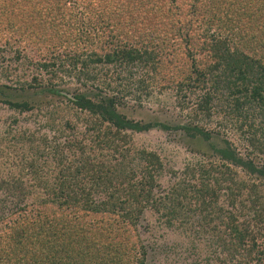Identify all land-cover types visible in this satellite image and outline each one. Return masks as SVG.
Wrapping results in <instances>:
<instances>
[{
  "label": "trees",
  "instance_id": "obj_1",
  "mask_svg": "<svg viewBox=\"0 0 264 264\" xmlns=\"http://www.w3.org/2000/svg\"><path fill=\"white\" fill-rule=\"evenodd\" d=\"M74 1L90 28L77 24ZM74 1L0 0V63H10L0 75L16 76L14 90L43 87L72 105L43 115L40 131H5L13 151H29L18 160L30 178L0 179V223L12 220L0 236V264H145L139 227L148 205L169 223L189 221L216 264H264V165L196 120L202 112L245 125L251 140L264 135V0ZM65 75L86 90L62 94L55 85ZM145 75L168 79L178 94L188 88L195 118L169 125L128 116L126 99L140 102L134 94ZM0 100L18 112L13 122L34 108ZM152 128L183 130L208 160L171 171L164 187L159 156L131 133Z\"/></svg>",
  "mask_w": 264,
  "mask_h": 264
},
{
  "label": "rangeland",
  "instance_id": "obj_2",
  "mask_svg": "<svg viewBox=\"0 0 264 264\" xmlns=\"http://www.w3.org/2000/svg\"><path fill=\"white\" fill-rule=\"evenodd\" d=\"M72 4L75 7L74 9L78 11L77 24L84 28H90L86 13H82V6L76 1ZM11 12L9 11L8 14ZM9 19L11 22L14 17L9 16L7 20ZM3 41L4 38L1 43ZM13 45L14 47L12 49L23 47L21 43H15ZM168 47L170 50L171 47L169 45ZM1 49H5L10 53V46L4 43L1 45ZM161 58L164 59L162 56ZM171 59H174L173 56ZM174 62H179V60H173ZM0 65H10V63L8 64V62L3 61ZM144 77L146 79L145 89H138L136 94H134L137 96L140 94V102L139 100L126 99L127 105L124 112L128 116L145 122L149 120H161L169 125H175L177 123L186 124L193 117L195 118L194 112L191 111L194 97L188 88L182 90L180 95L178 94L179 90H176L174 86L170 87L168 85V79H154L146 75ZM28 78L29 76L23 77L25 80ZM45 79L44 83H46ZM16 80L15 75H0V95L5 94L8 98L18 101L27 100L34 108L28 112H20L18 122H13L12 116L17 115L18 112L11 110L6 103L0 100V179L6 180L9 177L17 178L20 175L24 180L30 177L28 175H22V170H19L21 165H19L18 160L22 153L27 155L29 151L23 152L24 149H16L13 151V146H9L11 145L9 141L10 134L5 133V131L18 126L28 131H40L41 122L48 121V119L43 118V115L51 113L54 110L53 108L62 107L64 110H68L72 107L71 103L63 96L60 97L48 92H41L43 87L25 89L24 91L19 89L14 90L12 87H18ZM90 83L88 82V84ZM81 84L82 81H78L72 75H65L55 87L65 89L72 96L76 91L86 90V88H80L82 86ZM77 88L80 89L76 90ZM184 95H186L185 98L183 97ZM130 96L132 95L128 97ZM36 105H41V107H37ZM198 116L196 120L201 118L200 123L207 128L219 129V132L222 131L224 136L233 143L242 156L247 155V152H249L255 158V161L260 165H264V149L263 151L260 150L264 143V135H258L259 137L251 140L252 137L250 135L247 138L248 134H244L246 129L245 125L240 126L236 121L232 124L230 122V124L225 123L221 117L217 116L207 119L202 112ZM131 133L135 144L139 148L155 151L159 156L163 164L160 183L164 187L169 182L171 171H175L179 175L188 163H192L197 159H201L204 162L208 160L206 156L199 155L203 150H199V148L195 149L197 144L183 130L152 128L147 131ZM211 160H213L214 164L220 162L218 158H211ZM230 167L235 169L238 177L248 183L255 182L259 184L260 179L256 175H250L245 170L234 165H230ZM259 188L263 189L264 186L259 184ZM35 192L32 191L31 194L25 197L21 205L30 203L37 196ZM19 197L16 196L15 201ZM221 202H223V199ZM7 203H10V199L7 200ZM224 203L227 204V202ZM158 212L156 213L155 209L148 205L144 211L143 225L139 227V239L145 244V248L147 249L145 264H216V260L212 256L214 254L212 251L213 248L207 247L208 245H203L202 238L190 233L189 221L188 223L178 221L169 223L165 221L164 217L160 216L162 210ZM20 213L23 214L22 212ZM241 218H244V215ZM11 223L12 220L9 218L0 223V236L4 235L6 231H9V225Z\"/></svg>",
  "mask_w": 264,
  "mask_h": 264
},
{
  "label": "water",
  "instance_id": "obj_3",
  "mask_svg": "<svg viewBox=\"0 0 264 264\" xmlns=\"http://www.w3.org/2000/svg\"><path fill=\"white\" fill-rule=\"evenodd\" d=\"M64 93L65 95H67L68 97H72L70 94H68L67 92H62Z\"/></svg>",
  "mask_w": 264,
  "mask_h": 264
}]
</instances>
